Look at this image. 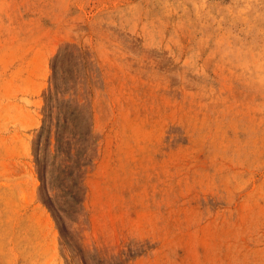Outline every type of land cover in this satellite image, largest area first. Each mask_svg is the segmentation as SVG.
I'll return each instance as SVG.
<instances>
[{
  "label": "rangeland",
  "instance_id": "obj_1",
  "mask_svg": "<svg viewBox=\"0 0 264 264\" xmlns=\"http://www.w3.org/2000/svg\"><path fill=\"white\" fill-rule=\"evenodd\" d=\"M0 264H264V0H0Z\"/></svg>",
  "mask_w": 264,
  "mask_h": 264
}]
</instances>
